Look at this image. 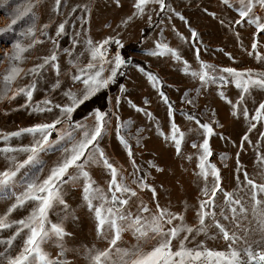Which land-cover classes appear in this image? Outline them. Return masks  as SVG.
<instances>
[{"label":"rangeland","instance_id":"obj_1","mask_svg":"<svg viewBox=\"0 0 264 264\" xmlns=\"http://www.w3.org/2000/svg\"><path fill=\"white\" fill-rule=\"evenodd\" d=\"M135 3L136 0H61L57 7L56 0H0V29L8 28L19 12L29 5L32 8L30 13L17 20L11 30L0 33V80L12 63L28 72L34 66L42 64L44 58L51 56L53 52L57 56L56 61L45 64L39 72H29L13 83V90L35 84L31 102L27 101L24 94L17 95L15 99L0 98V134L15 132L36 123H51L59 118L61 123L56 126L51 139L58 140L60 135L68 131L77 139L81 138L83 130L95 126V116L100 111L94 109L83 112L82 114H86L84 117L74 120L76 110L69 119L62 116L60 109L54 105L70 103L64 95L69 88L78 96L83 94V86L74 82L71 76L91 58L88 41L98 44L109 37L119 40V44L110 42L105 46L107 59L113 60L119 54L122 59L131 58V61L125 62L117 71V74L124 72L121 84L115 90L109 91L107 104L110 114L105 115L106 131L99 140V146L137 191V196L131 198L129 205L133 213L137 211L141 201L153 212L158 204L160 208L183 215L185 222L194 226L198 223L199 203L205 199L202 192L205 181L199 175L198 167V158L202 151L199 146L205 138L209 140L213 153L210 162L220 168L225 191L243 188L241 182L244 180L245 170L259 181L256 174L260 170L259 157L264 153V122H256L255 128H250V124L253 122L251 114H254L260 102H264V89L254 87L248 94H244L235 87L232 77H228L227 81L217 79L215 83L201 82L183 71V61H188L196 70H199L200 61H203L217 69L231 67L240 71L252 69L255 72H264V59L259 58L264 57V34L258 33L254 25L235 23L239 19L237 0H230L227 5L223 0H165L166 7L163 11L159 4L149 3L142 15L136 14ZM254 12L264 17V8L257 6ZM61 23L65 25L64 31L57 35ZM153 24L155 26L151 33L137 44L143 29ZM29 28L34 29L33 34H28ZM193 30L197 33L196 37L192 36ZM17 43L27 51L22 54L21 60L10 61ZM128 43L137 45H132L124 52L123 46ZM158 43L169 44L179 51L182 59L177 61L171 54L152 55L153 51L158 50ZM253 43L257 44L255 49L251 47ZM136 58L143 60L162 78L163 88L173 104L171 108L160 95L163 92L161 86L152 84L146 75L148 71L133 61ZM105 67L110 70L112 65L105 64ZM214 74L226 75L219 72ZM103 75L107 77L109 71ZM57 81L60 82L58 88L55 87ZM114 81L95 94L110 88ZM221 92L224 96L220 95ZM11 94L9 92L8 95ZM241 95L245 97L242 104L250 113L247 118L242 114H234L233 105L225 99L227 97L235 104ZM45 99L52 101V111L34 112L33 107L38 104L43 106L41 102ZM188 100L192 103H188ZM26 104L28 106L24 107ZM137 108H143L151 115L137 111ZM188 111L200 115L203 120L201 123H210L214 134L206 137L195 120L188 119ZM173 120L185 134L179 151L170 138ZM78 125L84 128L81 129ZM120 135H125L129 140L132 156L128 155V150L120 141ZM245 136L248 137L247 141L243 139ZM32 140L33 137L25 133L9 141L0 139V147L6 144H29ZM193 143L197 144L196 148L192 147ZM60 156L59 151L42 154L46 165L41 178ZM19 158L23 159V154ZM7 166L8 161L0 154V169ZM238 167L241 169L239 173ZM89 170L96 183L107 190L110 179L107 170L102 165H92ZM137 176H143L155 188V195L150 189L132 182ZM208 182L211 183V178ZM65 198L75 217H69L65 222L66 230L71 233L65 238V246L69 250L67 259L71 264H87L83 248L93 245L103 248L107 246V241L99 238L96 220L84 204L79 186L69 187ZM13 202L9 197L0 196V214ZM224 207L222 193L218 192L215 209L217 218H220L219 212ZM28 210L30 206L17 210L11 219L27 215ZM62 215L64 212L61 207H57L52 218L55 220ZM207 223L211 224V221ZM221 223L232 227L222 218ZM11 231L0 232V238L11 235ZM216 231L215 228H210L208 236H195L192 244L204 241L209 248L224 249L226 243L223 239L209 238ZM135 243L136 239L131 232L123 235L121 246ZM154 244V240L149 241L147 247ZM2 249L3 245H0V250ZM47 250L53 255L58 251L55 245Z\"/></svg>","mask_w":264,"mask_h":264},{"label":"snow or ice","instance_id":"obj_2","mask_svg":"<svg viewBox=\"0 0 264 264\" xmlns=\"http://www.w3.org/2000/svg\"><path fill=\"white\" fill-rule=\"evenodd\" d=\"M223 2L227 5L230 0H223ZM149 3L159 4L161 11L166 7L165 0H136L134 5L137 9L136 14L142 15L145 6ZM56 4L59 7L61 0H56ZM257 6L264 8V0H237L239 19L235 23L254 25L258 33L264 34V17L254 12ZM31 11V5L20 11L8 28L0 29V33L11 30L20 17ZM181 19H183L182 16ZM64 27V23L59 25L57 35L63 33ZM33 33L34 29L29 28L28 34ZM192 36H197L194 30ZM110 42L120 43L112 37L98 44L88 41L91 58L85 65L79 66L78 71L71 76L74 82H79L83 86V94L78 96L71 88L64 92L70 103L54 105L60 109L62 116L71 119L72 113L80 104L114 81L117 71L125 60L119 54L113 60L107 59L105 46ZM156 47L158 50L151 53L154 56L171 54L177 61L182 59L179 51L167 43H158ZM251 47L255 49L257 44L253 43ZM26 51L25 47L17 43L15 53L9 58L10 61L21 60L22 54ZM196 55L199 56V49L196 50ZM259 58L264 59V57ZM56 60L57 56L53 52L51 56L44 58L42 64L34 66L28 72H25L18 64L12 63L0 80L2 85L0 98L15 99L17 95L24 94L27 101L31 102L35 84L13 90V83L22 75H27L29 72L35 74L44 68L45 64ZM183 63L185 73L204 83H215L217 79L227 81L228 77H232L235 87L244 94H248L254 87L264 89V72H255L252 69L240 71L231 67L217 69L216 66L203 61H200L199 70H196L188 61L185 60ZM105 64L112 65L110 70L106 69ZM106 71H109L107 77L103 75ZM217 72L226 75L217 76L214 74ZM146 75L154 86H161L157 75L151 72ZM55 87H60L59 81ZM9 92L12 93L10 96ZM160 95L171 108L169 98L163 92H160ZM220 95L224 96V93L221 92ZM244 98L241 95L233 104L232 100L225 97L227 102L233 105L234 114H242L247 118L250 113L242 104ZM187 102L192 103L191 100ZM41 104L43 106L38 104L32 110L34 112L52 111L51 100L45 99ZM27 106L28 104L24 105V107ZM137 111L151 115L143 108H137ZM105 115V113L97 112L95 126L83 130L79 139L71 131L60 135L58 140L51 139L56 126L61 123L59 118L51 123H36L15 132L0 134V139L3 141L20 137L25 133L33 137L29 144L18 146L6 144L0 147V154H3L8 161V166L0 169V196L14 200L7 210L0 214V232L12 230L11 235L0 238V245H3V249L0 250V264H71L67 259L69 250L65 246V238L71 233L66 230L65 222L69 217L72 219L75 217L65 196L67 189L73 185L79 186L84 204L94 215L99 238L107 241V246L103 248L95 245L83 248L82 252L87 264H264V153L259 157L260 170L256 174L259 181L245 170L243 171L244 180L241 182L243 188L225 191L222 187L220 168L210 162L213 153L209 140L205 138L199 146L202 151L198 158L199 175L205 181L202 188L205 199L199 203L198 223L194 226L188 225L183 215L173 213L167 208H160L158 204L156 211L153 212L143 201L133 213L129 205L131 198L137 196V191L131 187L127 182L128 178L115 166L114 162L110 161L99 146V140L106 131ZM188 119L195 120L206 137L214 134L210 123H201L191 114ZM251 121L253 122L250 128H255L256 122H264V102H260L254 114H251ZM77 127L84 128L82 125ZM184 136V132L179 130L173 120L170 138L174 141L177 151L180 150ZM119 139L128 150V155L132 156V147L126 136L120 135ZM243 139L247 141L248 137L245 136ZM192 147L196 148L197 144L193 143ZM55 151L61 153L60 159L41 178L46 165L42 154ZM21 154L23 159L19 158ZM92 165H102L109 173L107 190L100 187L94 180L89 170ZM240 171L238 167L237 172ZM209 178H211L210 184ZM237 179L239 180V176ZM132 182L139 184L142 188L150 189L155 195V188L149 185L143 176L135 177ZM218 192L222 193L225 202V207L219 212L220 218H217L215 210ZM29 206L27 215L19 219H11L14 212ZM57 207H61L64 215L54 220L52 214ZM146 213L148 215H145ZM221 218L228 221L232 227L229 228L221 223ZM209 220L211 224L207 223ZM210 228H215L217 231L209 238L223 239L226 243L224 249L209 248L204 241L192 244L195 236L201 234L208 236ZM127 232L133 234L136 243L121 246L123 235ZM153 240L155 244L150 248L147 247L149 241ZM173 241H176L175 245ZM52 245L58 249L55 255L47 250Z\"/></svg>","mask_w":264,"mask_h":264},{"label":"trees","instance_id":"obj_3","mask_svg":"<svg viewBox=\"0 0 264 264\" xmlns=\"http://www.w3.org/2000/svg\"><path fill=\"white\" fill-rule=\"evenodd\" d=\"M154 26L155 24H153V26H148L146 28L143 29L142 31V35L140 36L141 38L139 39L138 43H141V41H143L146 36L151 33V31L154 29ZM70 28V27H69ZM69 28L68 31H69ZM68 36V34H66ZM136 43L133 44V43H128L126 45L123 46V50L124 52H126L129 47H131L132 45H137ZM126 54V53H125ZM134 62H136L137 64H139L142 68H144L145 70H147L148 72H151V73H154V74H157L153 71V69L149 68L148 65L143 61V60H140V59H133ZM124 72H121V73H118L116 75V80L111 84V87L108 88V89H103L101 90L100 92H98L97 94H95L93 97H91L90 99L84 101V103H82L75 111V116H74V120H79L81 119L82 117H84L86 114H82L83 112H87V111H90V110H94V109H98L100 112H103L105 113L107 116L110 114V109L108 107V104H107V97H108V94H109V91L111 90H115L117 86H119L122 82V78H123V74ZM158 76V74H157ZM159 77V76H158ZM160 79V82H161V88H162V91L163 93L169 98L168 96V93L167 91L163 88L164 87V83L162 81V78L159 77ZM169 103L171 105L172 104V101L170 100L169 98ZM188 115H194L196 117V119H198L200 122H203L202 118L200 115H198L197 113L193 112V111H188L187 112Z\"/></svg>","mask_w":264,"mask_h":264},{"label":"water","instance_id":"obj_4","mask_svg":"<svg viewBox=\"0 0 264 264\" xmlns=\"http://www.w3.org/2000/svg\"><path fill=\"white\" fill-rule=\"evenodd\" d=\"M131 61V58H129V59H127V60H125V62L127 63V62H130Z\"/></svg>","mask_w":264,"mask_h":264}]
</instances>
